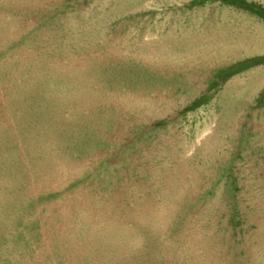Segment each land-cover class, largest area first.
<instances>
[{"label": "rangeland", "instance_id": "rangeland-1", "mask_svg": "<svg viewBox=\"0 0 264 264\" xmlns=\"http://www.w3.org/2000/svg\"><path fill=\"white\" fill-rule=\"evenodd\" d=\"M225 12L264 32V0H0V264H264V44L210 58Z\"/></svg>", "mask_w": 264, "mask_h": 264}, {"label": "bare ground", "instance_id": "bare-ground-1", "mask_svg": "<svg viewBox=\"0 0 264 264\" xmlns=\"http://www.w3.org/2000/svg\"><path fill=\"white\" fill-rule=\"evenodd\" d=\"M197 22V20L195 21ZM201 22V21H200ZM249 22V21H248ZM248 22H240L238 16L230 17L228 13H223L216 21L214 28L201 31L202 38L211 41H219L220 48L210 53V58L228 57L233 58L241 54H250L260 45L264 44V32L259 26L252 28ZM209 23V22H207ZM199 24V23H198ZM212 25V24H211ZM210 26V25H209ZM202 29V28H201ZM187 31V30H186ZM168 33V32H167ZM170 35V34H169ZM190 35V34H189ZM185 40V39H184ZM218 43V42H217ZM204 46V45H203ZM115 48V47H114ZM224 48V49H223ZM204 50V49H203ZM209 53V51L207 50ZM206 52V54H207ZM190 53V52H189ZM185 54V53H184ZM264 58V57H263ZM64 61V60H63ZM252 73V72H251ZM257 73L253 74V78ZM246 75V74H245ZM252 75V74H251ZM250 75V76H251ZM248 78V77H247ZM239 79V78H238ZM245 80V79H244ZM251 80V79H250ZM58 81V80H57ZM239 81V80H238ZM234 82V81H233ZM232 82V83H233ZM50 83V82H49ZM56 83V82H55ZM237 83V82H236ZM239 83V82H238ZM234 84V83H233ZM249 84V83H248ZM49 85V84H48ZM51 85V84H50ZM236 85V84H235ZM251 85V84H250ZM257 86L256 81L252 86ZM240 85H237V88ZM245 86V85H244ZM248 86V85H247ZM243 87V86H242ZM233 90V89H232ZM248 90V89H247ZM250 90V89H249ZM248 93V92H247ZM245 94V93H243ZM242 98V97H241ZM243 99V98H242ZM239 102V101H238ZM250 104V103H249ZM237 106V104H235ZM82 106V105H81ZM229 110V109H228ZM227 110V111H228ZM227 113V112H225ZM224 113V114H225ZM229 113V112H228ZM36 115V114H35ZM227 115V114H226ZM222 117V116H221ZM227 117V116H226ZM230 117V116H229ZM223 118V117H222ZM227 119V118H226ZM205 133V132H204ZM18 137V136H17ZM259 150V149H258ZM197 151V150H196ZM192 152V151H191ZM52 153V152H51ZM190 153V152H189ZM187 153V154H189ZM264 155V154H263ZM251 156V155H250ZM83 167V166H82ZM85 168V167H84ZM261 173V172H260ZM66 184V183H65ZM73 184V183H72ZM147 191V190H146ZM153 213V212H152ZM110 220V219H109ZM114 222V221H112ZM119 223V222H118ZM111 224V223H110ZM109 224V225H110ZM117 227V226H116ZM94 228V227H93ZM100 229V228H99ZM95 230V229H94ZM165 232V231H164ZM208 234V233H207ZM213 239V238H212ZM209 245V244H208ZM100 248V247H99ZM103 248V247H102ZM101 249V248H100ZM103 250V249H102ZM101 253V252H100ZM195 263V262H194ZM252 263V262H251Z\"/></svg>", "mask_w": 264, "mask_h": 264}]
</instances>
